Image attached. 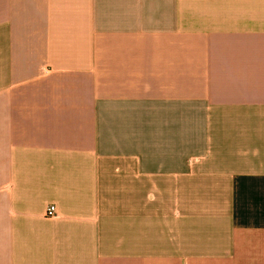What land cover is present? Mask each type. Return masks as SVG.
Listing matches in <instances>:
<instances>
[{"label":"crops","instance_id":"obj_1","mask_svg":"<svg viewBox=\"0 0 264 264\" xmlns=\"http://www.w3.org/2000/svg\"><path fill=\"white\" fill-rule=\"evenodd\" d=\"M0 264H264V0H0Z\"/></svg>","mask_w":264,"mask_h":264},{"label":"built area","instance_id":"obj_2","mask_svg":"<svg viewBox=\"0 0 264 264\" xmlns=\"http://www.w3.org/2000/svg\"><path fill=\"white\" fill-rule=\"evenodd\" d=\"M53 209H54L53 207H50L47 214L51 216L53 213Z\"/></svg>","mask_w":264,"mask_h":264}]
</instances>
